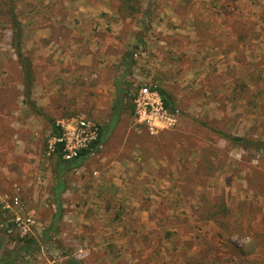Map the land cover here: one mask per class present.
Instances as JSON below:
<instances>
[{
	"label": "rangeland",
	"instance_id": "1",
	"mask_svg": "<svg viewBox=\"0 0 264 264\" xmlns=\"http://www.w3.org/2000/svg\"><path fill=\"white\" fill-rule=\"evenodd\" d=\"M143 86L170 123L138 118ZM117 106L58 191L50 120ZM222 133L264 142V0H0V243L15 215L36 241L15 264H264V149Z\"/></svg>",
	"mask_w": 264,
	"mask_h": 264
},
{
	"label": "trees",
	"instance_id": "2",
	"mask_svg": "<svg viewBox=\"0 0 264 264\" xmlns=\"http://www.w3.org/2000/svg\"><path fill=\"white\" fill-rule=\"evenodd\" d=\"M14 24L16 26V20L15 17L12 15ZM16 54L17 57L19 58L22 66V75H23V95L25 97V101L29 102L30 101V94H31V85L33 82V76H32V70H31V65L28 60V58L21 52L20 48V43L18 40H16ZM127 57V56H125ZM126 59V58H125ZM118 83L120 80H117ZM119 86V91H122L124 96L127 95L129 89V85H125V87H122L121 85ZM159 93L161 95L163 104L165 108L168 111H174V107L172 105V101L170 97L162 90L159 89ZM133 94V93H132ZM131 97V95H130ZM29 104H33L29 102ZM32 106V105H31ZM119 108L114 107L112 111V117L110 119V122L105 124L104 126L98 125L99 130H98V137L97 140L93 141L90 144L91 149H81L78 154L70 159H63L61 156V143L56 142L54 145L53 150L51 151V154H56L58 157L57 161V180H58V185H57V190L60 191L61 188L63 187V179L61 177V174L63 171L68 170L74 166L80 165V163L91 153L94 152L95 150L99 149L98 145H102L104 143L105 137L107 133L111 130L112 125L115 123V121L118 119L119 116ZM225 138L232 140L233 142L236 143H241L242 145H253L257 147V149H264V142H259V141H250L249 139H245L244 137L241 136H235V135H230L227 133H222ZM60 135V129L57 125H55V120L51 119L50 120V131H49V136H58ZM56 207H57V213H55V216L53 218V223L50 225L49 228H47L43 236L48 237V233L50 232V229H52L55 225L56 220L59 218V215L61 214V205L59 204V201L56 200ZM1 242V241H0ZM36 245V241L32 236L29 235H24L20 237V241L17 246L12 247L10 249L3 248L0 243V264H15L16 261H18L20 258L32 254L34 250V246Z\"/></svg>",
	"mask_w": 264,
	"mask_h": 264
},
{
	"label": "built area",
	"instance_id": "3",
	"mask_svg": "<svg viewBox=\"0 0 264 264\" xmlns=\"http://www.w3.org/2000/svg\"><path fill=\"white\" fill-rule=\"evenodd\" d=\"M135 113L140 120L155 123H170L167 109L157 89L146 86L140 87L133 98ZM60 129V135L50 136L48 150L52 151L56 142L61 143L60 151L63 159H70L81 149H91L90 144L97 140L98 124L84 117H67L55 121ZM101 145L99 144L98 147ZM92 153V152H91ZM34 224L30 216L15 215L10 225H4V231L12 233L16 230L20 235L28 234Z\"/></svg>",
	"mask_w": 264,
	"mask_h": 264
}]
</instances>
